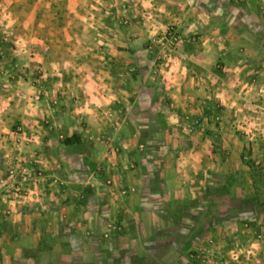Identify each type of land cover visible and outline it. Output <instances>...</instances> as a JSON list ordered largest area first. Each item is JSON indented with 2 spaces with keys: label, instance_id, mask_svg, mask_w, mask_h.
I'll return each instance as SVG.
<instances>
[{
  "label": "rangeland",
  "instance_id": "374dc122",
  "mask_svg": "<svg viewBox=\"0 0 264 264\" xmlns=\"http://www.w3.org/2000/svg\"><path fill=\"white\" fill-rule=\"evenodd\" d=\"M188 1L161 7L162 28L110 46L106 33H6L0 18V130L13 133L0 142V205H9L0 227L18 241L0 264H264V0ZM144 3V14L158 13ZM60 46L86 48L100 63L103 48L125 47L131 70L111 73L120 86L112 111L93 102L89 119L63 122L59 108L79 102L56 99L68 93L60 74L73 76L54 68ZM26 126L39 132L30 142ZM21 171L32 191L37 172L50 191L26 194ZM51 176L62 185L48 188ZM53 205L63 208L60 230L29 236L19 212L42 218Z\"/></svg>",
  "mask_w": 264,
  "mask_h": 264
},
{
  "label": "crops",
  "instance_id": "0c3cea01",
  "mask_svg": "<svg viewBox=\"0 0 264 264\" xmlns=\"http://www.w3.org/2000/svg\"><path fill=\"white\" fill-rule=\"evenodd\" d=\"M148 1L150 2L148 3ZM241 1V3L238 2V5L248 8L255 7V4H257V1L255 2L252 0ZM144 2H147V4ZM143 3L148 6L151 4V6L155 7V12L158 13H154V11L152 12L151 10L150 13L144 14L143 10H146L147 7H145ZM184 4L190 5L188 0H0V18H2L1 24H3L2 27L5 29L6 33H61L59 34L60 39L82 38L84 37L83 33H106V45L110 46V42L113 43L111 39L126 41L129 33H146L144 29L146 25H148L146 29L148 32L149 28H152L151 32L162 28V20H165L166 17H161L163 12L161 11V7H171V11L173 12L177 7L185 6ZM146 15H149L150 18L147 24H144L141 17ZM166 15H168V13ZM114 21L119 24L115 26L116 23ZM94 25H96V29L93 30ZM112 33H117V35ZM39 37L42 38L45 36L39 35ZM118 42L120 43V41ZM120 44L125 45L123 43ZM124 48V46H122L121 49L113 47H109L108 49L103 48L105 58L100 63L90 58L92 52H89L86 48L74 49V51H72L73 48L71 47H59L55 55L59 54L60 57L57 58V62L54 63V68H58L61 71L73 70V76L67 75L64 80L62 74H60L61 82H57L62 85V89L67 87L68 93L65 95L57 92L59 98L57 96L56 99L62 100L63 102L66 100H71L73 102L77 100L79 102V104H73V106L76 107L75 109H68L67 106L59 108V113L61 112L59 115L64 118L63 122L66 123L69 119H72L74 123L76 117L89 119L92 116L93 102H96L99 106L109 105V107L105 109H100L103 113L109 110L112 111L110 104L117 102L115 94L118 97L120 91L119 84L116 86V77H120L126 73V69L131 70L130 67H126L124 62L120 60L122 54L125 53ZM63 50H70L73 54L79 55L77 57L79 60L75 62L66 60L63 55ZM49 52L46 51L44 53L47 55ZM53 59L56 60L55 57ZM46 60L48 61V58ZM45 64L43 63V67L47 68ZM95 71H101L108 82H102V78L97 76ZM115 71H117V76L112 77L111 73ZM119 71L121 74H119ZM56 80H58V78ZM74 98L77 99L75 100ZM31 108L30 106L23 107L21 115L19 116L26 124L30 123L29 120L31 116L34 115ZM37 110L41 114V109ZM38 112L35 116L39 115ZM89 112L91 115H89ZM26 128H30L29 131H27V139L30 142L31 138L34 139L32 134L37 132L33 130L32 127L26 126ZM61 128H63V126L60 127V130H62ZM12 135L13 133H10L8 128L0 130V142H3V145L7 144V140L11 139ZM36 136L39 135L35 134V137ZM23 137L26 136L23 134ZM43 143V147L48 149L47 154H49L50 148L48 144L46 141H43ZM30 145L31 146H28L26 150L31 149L32 146H37L33 143ZM61 196L63 195L61 194ZM68 196L69 200H71L68 202H73V197L75 195L70 193ZM54 199L56 200V197ZM66 203L63 204L65 210L70 207ZM1 206L3 208H1ZM8 206V202L6 205H0V211ZM63 208L59 209L58 206L53 205L49 210L43 209L44 211H48V213H41L42 218H46L45 222H40L38 218L41 217L36 216L35 213L29 215L25 213L24 210L19 212V216L25 220L24 225H27L22 229H24L29 236L32 235L33 232L40 236L46 229L47 231H53L55 233L57 230H60L58 227V222L60 221L58 216L62 213ZM94 211H96V209ZM52 236L54 235L50 237ZM35 238V243H33L35 246H43L45 243H48L46 240L40 239L41 237ZM13 245H18V241L17 238H12L11 227L6 223L4 226L0 227V259L2 262L9 263L12 260L8 255V247ZM50 245H52V242L49 246ZM56 245L59 244H54L53 242V246L55 247ZM53 252L56 254L54 249L52 252L47 250L45 254L49 255L53 254Z\"/></svg>",
  "mask_w": 264,
  "mask_h": 264
},
{
  "label": "built area",
  "instance_id": "2783aa9c",
  "mask_svg": "<svg viewBox=\"0 0 264 264\" xmlns=\"http://www.w3.org/2000/svg\"><path fill=\"white\" fill-rule=\"evenodd\" d=\"M13 172L14 171H9V180L13 177ZM18 177V184L23 185V186H27L26 188H23L24 192L26 194H28L29 192H32V194H39V192L41 191H47L50 189H46V187H44V185L42 183H40V179L43 177L42 174L40 172H37V176H36V179L37 181H39V184L37 185L38 187L36 188V191H32L30 189V181L32 180L30 178V176L28 175V173L26 171H21L19 172V174L17 175ZM8 180V181H9ZM11 182V181H9ZM62 185V181H60L57 177L55 176H51L48 180V183H47V187L48 188H52V187H60ZM14 190H16L17 192L20 190V188L17 186L13 187ZM38 191V193H37ZM24 195V194H23Z\"/></svg>",
  "mask_w": 264,
  "mask_h": 264
}]
</instances>
